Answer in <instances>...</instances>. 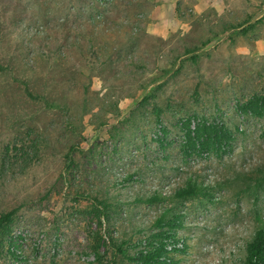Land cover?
Listing matches in <instances>:
<instances>
[{
    "label": "rangeland",
    "instance_id": "1",
    "mask_svg": "<svg viewBox=\"0 0 264 264\" xmlns=\"http://www.w3.org/2000/svg\"><path fill=\"white\" fill-rule=\"evenodd\" d=\"M253 94L264 0H0V264H135L176 214L180 264H244L264 229V116L237 107ZM194 117L232 148L185 156Z\"/></svg>",
    "mask_w": 264,
    "mask_h": 264
},
{
    "label": "trees",
    "instance_id": "2",
    "mask_svg": "<svg viewBox=\"0 0 264 264\" xmlns=\"http://www.w3.org/2000/svg\"><path fill=\"white\" fill-rule=\"evenodd\" d=\"M25 89L30 96L33 95L28 87ZM237 107L243 113L264 116V94H253ZM182 124L185 140L181 150L185 156L206 157L211 153L220 156L232 148L233 133L220 121L209 122L194 117L183 120ZM196 193L195 186L190 185L188 188L179 189L176 197L184 198ZM157 199L159 197L156 195L146 201L152 203ZM13 213L14 211L0 216V229L11 220ZM183 227L181 215L176 214L168 220L164 216L158 218L150 228L151 233L134 245L135 252L127 255V259L135 264H180L179 260L172 257L167 246L174 244L173 250H180L176 245L180 242L178 231ZM245 251L244 264H264V229H258L254 233L246 243Z\"/></svg>",
    "mask_w": 264,
    "mask_h": 264
}]
</instances>
